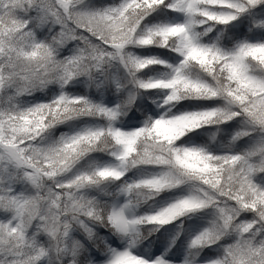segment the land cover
Wrapping results in <instances>:
<instances>
[{
	"label": "snow or ice",
	"instance_id": "snow-or-ice-1",
	"mask_svg": "<svg viewBox=\"0 0 264 264\" xmlns=\"http://www.w3.org/2000/svg\"><path fill=\"white\" fill-rule=\"evenodd\" d=\"M0 264H264V0H0Z\"/></svg>",
	"mask_w": 264,
	"mask_h": 264
}]
</instances>
